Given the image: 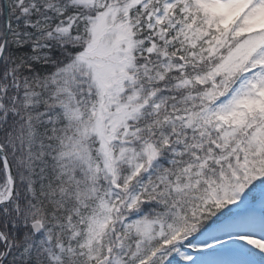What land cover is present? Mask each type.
I'll return each instance as SVG.
<instances>
[{
    "label": "snow or ice",
    "instance_id": "6c2138e0",
    "mask_svg": "<svg viewBox=\"0 0 264 264\" xmlns=\"http://www.w3.org/2000/svg\"><path fill=\"white\" fill-rule=\"evenodd\" d=\"M0 264H264V0H0Z\"/></svg>",
    "mask_w": 264,
    "mask_h": 264
}]
</instances>
